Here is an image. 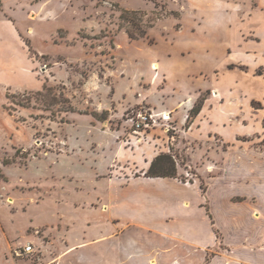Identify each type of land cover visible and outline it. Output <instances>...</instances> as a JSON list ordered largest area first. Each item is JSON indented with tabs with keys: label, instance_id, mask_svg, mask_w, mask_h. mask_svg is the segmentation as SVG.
<instances>
[{
	"label": "rangeland",
	"instance_id": "1",
	"mask_svg": "<svg viewBox=\"0 0 264 264\" xmlns=\"http://www.w3.org/2000/svg\"><path fill=\"white\" fill-rule=\"evenodd\" d=\"M0 33V264L264 258V0H0Z\"/></svg>",
	"mask_w": 264,
	"mask_h": 264
},
{
	"label": "trees",
	"instance_id": "2",
	"mask_svg": "<svg viewBox=\"0 0 264 264\" xmlns=\"http://www.w3.org/2000/svg\"><path fill=\"white\" fill-rule=\"evenodd\" d=\"M145 32L141 33L144 34ZM131 37L136 38L134 35H130ZM203 100L201 99L197 102L192 109L190 110V114L188 120H191L192 117L197 115L202 108ZM147 176L158 177V176H170L176 177L177 175V166L176 162L171 154L161 153L159 154L151 163L148 171L146 172Z\"/></svg>",
	"mask_w": 264,
	"mask_h": 264
},
{
	"label": "crops",
	"instance_id": "3",
	"mask_svg": "<svg viewBox=\"0 0 264 264\" xmlns=\"http://www.w3.org/2000/svg\"><path fill=\"white\" fill-rule=\"evenodd\" d=\"M1 1H4V0H1ZM2 22L5 24V25H8V27H9V33H11V35L12 36H19L18 35V31L16 30V28H15V26H14V24L11 22V21H8V20H6V19H4V20H2ZM0 36H2V34L0 33ZM262 44H264V41L262 42V43H260V44H256V45H262ZM258 46H249L250 48H248L249 50H253V48H257ZM254 50H256V49H254ZM258 172V174L255 176V180H253L251 183H253V184H261V185H264V169L263 168H259V170L257 171ZM135 200L136 199H134L133 200V202L135 203ZM119 203H125V199L123 198V199H121L120 201H119ZM138 205H135L134 207H137ZM120 207H123V208H125L126 207V204L125 205H122V206H120ZM122 216L124 217V219L123 220H127V219H129L126 215H125V213H124V211H122ZM135 215H132L131 217H130V220H132V221H135ZM129 223V222H128ZM233 231V230H232ZM232 231H230L231 232V236H233V233H232ZM253 232H252V234H253V236H255V232H257V231H254V228H253V230H252ZM251 234V235H252ZM257 237H253V241L254 242H256L257 241ZM253 257V256H252ZM251 257V258H252ZM252 262L253 263H255V264H264V258H261V257H258V256H255L254 255V258H252ZM208 264H212V261H210Z\"/></svg>",
	"mask_w": 264,
	"mask_h": 264
},
{
	"label": "built area",
	"instance_id": "4",
	"mask_svg": "<svg viewBox=\"0 0 264 264\" xmlns=\"http://www.w3.org/2000/svg\"><path fill=\"white\" fill-rule=\"evenodd\" d=\"M137 125H138V127L141 126L139 122H138ZM32 251H34L33 245L32 244H28V245L24 246L23 249L20 250V252L18 254L19 255H23L24 253H30ZM46 264H55V260L49 261Z\"/></svg>",
	"mask_w": 264,
	"mask_h": 264
}]
</instances>
